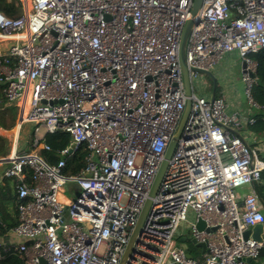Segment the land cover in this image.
I'll use <instances>...</instances> for the list:
<instances>
[{"label":"built area","instance_id":"1","mask_svg":"<svg viewBox=\"0 0 264 264\" xmlns=\"http://www.w3.org/2000/svg\"><path fill=\"white\" fill-rule=\"evenodd\" d=\"M20 0L0 11V89L18 107L17 128L35 124L26 148L15 137L0 158L14 181L17 242L0 244V264H120L165 151L186 109L169 166L151 198L126 264H202L176 241L188 217L190 238L204 243V264H250L263 241L244 232L264 223L256 184L264 162L237 131L255 119L227 112L226 97L197 95L198 70L237 53L250 106L264 50V0ZM185 45L190 94L178 49ZM58 132L70 144L53 151L40 136ZM84 167L65 174L81 147ZM56 159L50 163L42 152ZM89 173L90 176H85ZM73 200L62 198L65 187ZM243 195H240L242 190ZM201 220L206 229L199 230ZM189 253V251H188Z\"/></svg>","mask_w":264,"mask_h":264},{"label":"crops","instance_id":"2","mask_svg":"<svg viewBox=\"0 0 264 264\" xmlns=\"http://www.w3.org/2000/svg\"><path fill=\"white\" fill-rule=\"evenodd\" d=\"M27 2L29 5V0H27ZM0 39H4V38L0 36ZM6 39L11 40L13 38L7 37ZM3 51H1L0 53H2ZM238 61L240 62V58L237 55V81H236L237 108H231L229 106V108H227V112L237 111L247 117H252L255 119V123L253 125H245L243 130L237 131V134L240 135L255 150L259 159L264 162V115H262L264 113V107L254 108L248 104L247 99L243 94V83L241 81L242 65L241 62L239 63ZM219 65L220 63H218L216 66L218 67ZM212 80H213V89L209 92L208 95L209 97L213 95L217 97V94L215 92L216 80L214 78H212ZM224 89H225L224 92L223 93L220 92L219 94L220 96L223 95L226 97V94H228L230 91L229 84H227V86H224ZM23 130L24 129H21L20 127L17 128V121H16L15 127L13 129L9 131H4L0 129V135L6 141V138L4 137L3 134L6 132L13 131V136L11 138L12 141L11 149H12L15 137L16 136L19 137ZM11 149L9 150V152L11 151ZM9 152L6 150L5 147V151L3 154L5 155L8 154ZM1 157H3L2 154H0V158ZM4 170H5V166L0 164V176H1L0 177V244L9 245L18 241V239L16 238V236L12 231L13 227L18 223V220H17V211L15 206V187L13 184V188L10 189L8 185H5V182H2V175ZM255 186L258 194L260 195V205L264 213V171L262 173L260 182ZM244 192L245 190L243 189L240 195H243ZM263 227H264V223H263ZM250 228L251 227H249L248 229ZM262 237H263V246L260 250L259 256L254 260L253 264H264V231Z\"/></svg>","mask_w":264,"mask_h":264},{"label":"rangeland","instance_id":"3","mask_svg":"<svg viewBox=\"0 0 264 264\" xmlns=\"http://www.w3.org/2000/svg\"><path fill=\"white\" fill-rule=\"evenodd\" d=\"M28 3V2H27ZM29 6H30V0H29ZM29 8V7H28ZM4 39H0V52L9 48L11 45L15 44L13 39H6L7 37H2ZM239 62V61H238ZM241 62V61H240ZM239 62V63H240ZM220 65L217 67H214V69L210 70L209 73L211 74V77L205 73L198 72V78L194 82V91L197 95L201 96H207L209 92L213 89V80L214 78L216 80V87L215 92L217 96H220V92H224V86H227L229 84L230 91L228 94H226V100L229 106L231 108H237V53H227L223 56L222 60L219 62ZM231 69V70H230ZM232 71V72H231ZM230 94V95H229ZM6 107H16L17 108V122H18V107L16 105H10L5 100L3 101V106L0 107V110L5 109ZM34 128L35 124L25 123L21 129H24L19 136V144L20 147L26 148V146L30 143V140L32 139L34 135ZM62 132H58L55 134H46L44 130L40 129V136H44L43 140L48 143L49 139H53L56 142H59L62 140V135H66L68 137V141H66V144H70V136L68 134H61ZM61 134V135H58ZM6 138V150L9 152L12 146L11 138L13 136V131L6 132L3 134ZM52 153L50 152H42L43 157H45L48 161V156H50ZM50 163H54L49 161ZM1 177V176H0ZM2 182H5V185H8L10 189L13 188L14 181L11 179H6L2 175ZM62 198L73 200L72 193L67 190V186L65 187L64 192L60 193ZM193 222V219L188 217L186 220L181 222L180 227L176 233V241L180 236H186L187 237V246L189 254L199 260L202 264L206 262L207 255L202 251L201 247L196 246L191 242L190 238V225Z\"/></svg>","mask_w":264,"mask_h":264},{"label":"water","instance_id":"4","mask_svg":"<svg viewBox=\"0 0 264 264\" xmlns=\"http://www.w3.org/2000/svg\"><path fill=\"white\" fill-rule=\"evenodd\" d=\"M201 5H202V0H193L192 10H191L192 18H195L197 16V14L201 8ZM194 22L195 21L193 19H189L186 22V25H185V27L182 31L181 37H180V44H179V49H178L179 61H180V65L182 68L183 79H184V87H185L186 93L188 95L190 94V85H189V79H188L187 64L185 61V45H186L188 35L190 33V30H191ZM195 23H197V22H195ZM243 67H244V64L242 63V68ZM198 72L205 73V74L211 76L209 71L198 70ZM213 98H214V95H213L212 99ZM1 106H3V103H0V107ZM189 109H190V102L187 101L184 114L181 118V121L179 123V126L177 128L175 135L173 136L172 140L170 141L169 145L167 146V149H166L165 155H164V160L162 161V163H161V165H160V167H159V169H158V171L154 177V180L152 182V185H151L149 193H148V197H147V199L143 205V208L139 214L136 226L133 230V233L131 235V238H130L129 243L126 247V250L124 252V255L121 259L120 264H126L128 261V258H129L131 251H132L135 240H136V238H137V236L141 230V227H142V224L144 222L146 213L149 209V205L151 203V198L155 196V194L159 188V185L161 183V180H162V178H163V176H164V174H165V172L169 166V161H170L172 154L174 152V149L176 147L179 135L181 133V130H182L183 124L185 122V119L187 117V114L189 112ZM85 176H90V174L85 173ZM197 228L199 230L206 229L204 223L201 220H199V222L197 223ZM206 230L207 231H213L214 228H210V229H206ZM263 231H264L263 223H257L255 225L251 226L250 229H247L244 232V237L247 238V237L251 236V238L261 242V241H263V237H262ZM186 240H187L186 236L179 237L178 243L186 251L187 256L191 257V255L188 253V246H187ZM191 242L193 244H195L196 246L201 247L203 252L205 251V244L204 243H196V241L194 239H191ZM248 261L250 262V264H253V262H254V260H251V259H249Z\"/></svg>","mask_w":264,"mask_h":264},{"label":"trees","instance_id":"5","mask_svg":"<svg viewBox=\"0 0 264 264\" xmlns=\"http://www.w3.org/2000/svg\"><path fill=\"white\" fill-rule=\"evenodd\" d=\"M0 11L5 13L8 17H16L22 12V8L20 5V0H0ZM253 61L257 63V84L253 87L252 97L253 99L259 103H264V50L251 55ZM4 98L0 89V103H3ZM264 115V113L262 114ZM17 121V108L16 107H6L5 109L0 110V129L4 131H9L15 127V123ZM65 134V133H61ZM58 134V135H61ZM66 141H68V137L66 135H62V140L56 142L53 139L48 140V144L52 147L53 151L62 149L65 147ZM6 147L5 139L0 135V154L4 156V151ZM87 154V150L85 147H81L78 151H76L67 161V165L64 168L65 174L74 175L80 172V170L84 167V158ZM49 161L55 162V158L50 155L48 156ZM182 237V236H180ZM178 241V239H177ZM260 253V252H259ZM2 264H22V261L17 258L7 259L2 262Z\"/></svg>","mask_w":264,"mask_h":264},{"label":"bare ground","instance_id":"6","mask_svg":"<svg viewBox=\"0 0 264 264\" xmlns=\"http://www.w3.org/2000/svg\"><path fill=\"white\" fill-rule=\"evenodd\" d=\"M26 1V4H27V8L29 7L30 8V6L28 5V3H27V0H25ZM14 40V39H13Z\"/></svg>","mask_w":264,"mask_h":264}]
</instances>
